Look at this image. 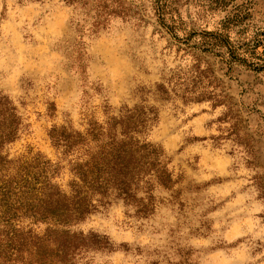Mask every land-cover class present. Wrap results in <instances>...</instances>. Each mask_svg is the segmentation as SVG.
<instances>
[{"label": "rangeland", "instance_id": "1", "mask_svg": "<svg viewBox=\"0 0 264 264\" xmlns=\"http://www.w3.org/2000/svg\"><path fill=\"white\" fill-rule=\"evenodd\" d=\"M132 1L146 22L93 34L63 0H0V95L24 123L6 153H41L65 184L51 128L83 131L138 108L152 117L142 139L161 149L171 184L154 187L148 214L114 200L73 227L109 238L93 264H264V70L186 35L217 29L231 4L168 0L184 22L173 36L152 0ZM254 2L250 34H264V0Z\"/></svg>", "mask_w": 264, "mask_h": 264}, {"label": "trees", "instance_id": "2", "mask_svg": "<svg viewBox=\"0 0 264 264\" xmlns=\"http://www.w3.org/2000/svg\"><path fill=\"white\" fill-rule=\"evenodd\" d=\"M63 1L74 9L72 21L93 34L118 20L146 22V13L132 0ZM254 3L210 0L209 8L231 4V10L217 29L186 35H196L203 47L223 51L234 63L264 70V34H250L248 23ZM152 4L157 22L177 36L184 22L168 0H152ZM151 121L134 108L103 122L91 119L83 131L53 126L52 145L69 164L70 179L63 184L57 180L60 164L41 153L17 158L6 153L24 123L14 103L0 95V264H93L94 254L111 250L107 236L73 227L114 200L148 214L145 200L152 197L154 187L171 184L161 149L142 139ZM140 192L146 197H139Z\"/></svg>", "mask_w": 264, "mask_h": 264}]
</instances>
